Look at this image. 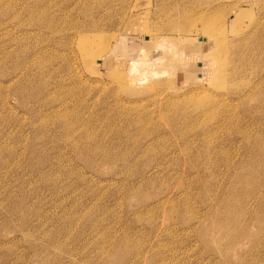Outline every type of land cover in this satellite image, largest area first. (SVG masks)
Instances as JSON below:
<instances>
[{"label": "rangeland", "instance_id": "1", "mask_svg": "<svg viewBox=\"0 0 264 264\" xmlns=\"http://www.w3.org/2000/svg\"><path fill=\"white\" fill-rule=\"evenodd\" d=\"M0 264H264V0H0Z\"/></svg>", "mask_w": 264, "mask_h": 264}, {"label": "crops", "instance_id": "2", "mask_svg": "<svg viewBox=\"0 0 264 264\" xmlns=\"http://www.w3.org/2000/svg\"><path fill=\"white\" fill-rule=\"evenodd\" d=\"M200 44V49H201V55L202 56H197V57H192L188 55V51L190 49L186 50V55H188V58L186 60L181 61L177 65L176 69V75L178 78V83L184 86H192L194 83L198 82L204 74H206L209 66L208 59H206L205 53H206V48L207 45L206 43H199ZM126 45V44H125ZM115 48V49H114ZM113 49H111L102 59L101 61L108 65L107 58L110 57L111 55L118 54L123 55L125 52L126 46H124L122 49L119 48V45L114 46ZM116 59L121 60V62H125L127 59L125 56L123 57H116ZM116 65V64H114Z\"/></svg>", "mask_w": 264, "mask_h": 264}, {"label": "bare ground", "instance_id": "3", "mask_svg": "<svg viewBox=\"0 0 264 264\" xmlns=\"http://www.w3.org/2000/svg\"><path fill=\"white\" fill-rule=\"evenodd\" d=\"M134 21V24H136V26H141L142 27V22H140L139 20H133ZM135 27V26H134ZM214 35V34H213ZM211 36H212V34H211ZM210 38V37H209ZM215 41H216V46H214V48H211V50H210V55H209V57H211L212 58V61L210 62V64H209V66H208V69H211L212 70V74H211V76H213V75H215L216 74V67H217V64H218V62H219V60H220V58H221V56L222 55H220V48L223 46V44H224V42L221 40V39H219V37L217 36V35H214L213 37H212ZM84 41L86 40V39H83ZM206 44H210V43H212V41L211 40H208V39H206V42H205ZM214 45V44H213ZM219 45H220V48H219ZM82 46L85 48V50L88 52L89 51V49H90V47L89 46H87L86 45V43L85 42H83L82 43ZM104 47H105V44L103 45V49H104ZM103 52V51H102ZM101 52V53H102ZM87 55H89V57L90 58H94V55H90V54H87ZM138 60V59H137ZM211 60V59H210ZM140 61V60H139ZM132 62V61H131ZM95 63V62H94ZM132 65H136V62L134 61V62H132ZM137 67V66H136ZM215 73V74H214ZM223 76H224V72H222V71H220L219 72V77H221V79L223 78Z\"/></svg>", "mask_w": 264, "mask_h": 264}]
</instances>
